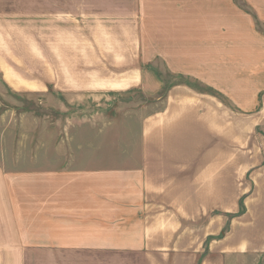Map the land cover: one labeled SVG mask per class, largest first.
Wrapping results in <instances>:
<instances>
[{"label": "crops", "instance_id": "1", "mask_svg": "<svg viewBox=\"0 0 264 264\" xmlns=\"http://www.w3.org/2000/svg\"><path fill=\"white\" fill-rule=\"evenodd\" d=\"M182 1L194 16H264V0ZM181 87L197 99L171 88L141 121L139 151L0 169V264L55 252L59 264H251L264 254V87L245 111Z\"/></svg>", "mask_w": 264, "mask_h": 264}, {"label": "rangeland", "instance_id": "2", "mask_svg": "<svg viewBox=\"0 0 264 264\" xmlns=\"http://www.w3.org/2000/svg\"><path fill=\"white\" fill-rule=\"evenodd\" d=\"M185 4L0 0V169L54 170L59 153L139 151L141 121L176 85L171 98L197 99L187 86L249 110L264 87V16H194ZM59 259L40 253L29 264ZM251 262L264 264V254Z\"/></svg>", "mask_w": 264, "mask_h": 264}, {"label": "trees", "instance_id": "3", "mask_svg": "<svg viewBox=\"0 0 264 264\" xmlns=\"http://www.w3.org/2000/svg\"><path fill=\"white\" fill-rule=\"evenodd\" d=\"M226 230V227L223 229V231L221 232V236L223 235V233L225 232Z\"/></svg>", "mask_w": 264, "mask_h": 264}]
</instances>
